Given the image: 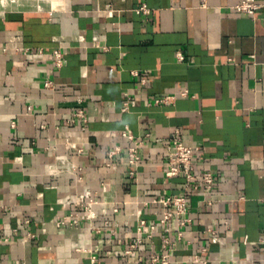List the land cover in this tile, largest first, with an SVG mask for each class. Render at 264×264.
Returning <instances> with one entry per match:
<instances>
[{
	"label": "crops",
	"instance_id": "crops-1",
	"mask_svg": "<svg viewBox=\"0 0 264 264\" xmlns=\"http://www.w3.org/2000/svg\"><path fill=\"white\" fill-rule=\"evenodd\" d=\"M256 1L248 14L239 0H0V264H152L151 253L168 264H264ZM80 100L86 121L74 115ZM176 128L198 147L195 171L213 174L211 190L166 177ZM177 194L189 220L173 214L165 232L154 200ZM140 221L154 228L141 234Z\"/></svg>",
	"mask_w": 264,
	"mask_h": 264
},
{
	"label": "built area",
	"instance_id": "built-area-1",
	"mask_svg": "<svg viewBox=\"0 0 264 264\" xmlns=\"http://www.w3.org/2000/svg\"><path fill=\"white\" fill-rule=\"evenodd\" d=\"M263 6L261 3H258L256 0H239V2L234 6L237 11L245 12L248 14H253L259 7ZM82 37L79 39L81 40ZM5 50V49H4ZM22 53H26L28 48H17ZM52 57L53 64L55 67L60 68L64 63V53L62 52L60 47H56L52 49ZM44 87L52 88L54 83L50 77H46L44 79ZM185 94V92H183ZM172 96H166L162 99H156L155 102H170L172 100ZM127 106V103H125ZM81 100L78 102L77 109L74 112V115L86 121L84 115V109ZM30 109V108H29ZM84 127H82V130ZM123 135H126L129 138H132L130 132H126ZM172 148L168 153V163L165 170V175L168 178H172L174 176H182L184 178L183 187L185 191H197L199 189L202 190H211L215 184V178L210 171H195V163H194V154L198 150V147L193 145H187L184 143L183 138L181 136L180 130L178 128L174 129L172 137L170 139ZM139 162V155L137 154V150L133 147L130 148L128 153V163L130 165H137ZM154 202L159 203L163 207L162 217L159 220L160 225L163 227L165 232H168L167 222L171 218L173 214H177L180 216L179 223L184 224L189 219L186 216L188 212V199L184 194L177 195H167L164 197H160ZM210 201H208L209 203ZM94 201L91 199L87 202L85 211H86V219H93L95 216V211L93 209ZM100 205H104V203H100ZM114 211H117V208H114ZM66 219H62L59 221L58 225L65 224ZM70 223L72 225H77L78 219H71ZM144 227H148V229H153V225H146L144 221H140V225L138 227L139 233L144 232ZM100 231V229H97ZM146 237H151V235H146ZM181 237V233H178V238ZM215 239V238H214ZM170 244L167 238L164 239V248H166ZM143 245V241L138 240L130 244L125 251L126 253H131L136 248H141ZM93 260H95V256H91ZM152 264H168V257L164 254L151 253L150 254ZM7 264H28L22 261H14ZM97 264H100L97 262Z\"/></svg>",
	"mask_w": 264,
	"mask_h": 264
}]
</instances>
